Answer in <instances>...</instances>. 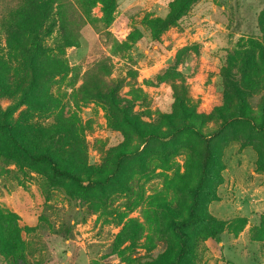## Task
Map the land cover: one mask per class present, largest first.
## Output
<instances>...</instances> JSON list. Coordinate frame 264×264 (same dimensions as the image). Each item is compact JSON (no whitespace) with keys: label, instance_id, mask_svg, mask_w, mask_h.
<instances>
[{"label":"rangeland","instance_id":"obj_1","mask_svg":"<svg viewBox=\"0 0 264 264\" xmlns=\"http://www.w3.org/2000/svg\"><path fill=\"white\" fill-rule=\"evenodd\" d=\"M35 1L0 0V121L22 90L51 96L9 117L34 152L58 150L61 166L91 177L112 171L117 149L121 161L111 185L82 193L0 132V264H163L202 158L201 140L168 120L214 130L236 112L235 85L264 116V0H50L46 36L26 15ZM33 37L46 54L30 91ZM199 214L182 264H264V130L237 121L212 141Z\"/></svg>","mask_w":264,"mask_h":264},{"label":"trees","instance_id":"obj_2","mask_svg":"<svg viewBox=\"0 0 264 264\" xmlns=\"http://www.w3.org/2000/svg\"><path fill=\"white\" fill-rule=\"evenodd\" d=\"M38 9L30 8L27 10L26 15L28 18L32 17V20L38 21L41 26L43 22H47L48 26L44 29L43 35L46 36L50 34L51 26L53 25L50 22V15H55L54 7L50 0H36ZM34 33V32H33ZM37 37L32 38V44L34 46V52L32 55H28V53L24 54V58L27 60V69L30 73V84L28 85L30 91H35L36 89V81L38 79L39 74L42 76V73L36 69V59H42L41 57L46 54L45 50L40 44L41 40H37ZM249 55V53H246ZM27 56V57H26ZM250 56V55H249ZM248 57V56H247ZM246 59V58H245ZM51 60H53L51 58ZM2 62L0 60V66L2 68ZM62 68L63 66L60 63H50L49 69L51 68ZM240 78L247 74L246 68L243 66L241 68ZM1 72V71H0ZM4 74V72H3ZM6 81V85L4 83V76L0 75V90H6V86L9 87V84ZM245 89L248 91L249 89L240 85L237 87L235 85L234 95L237 100L236 112L222 118V122L212 131L203 132L201 129L197 128L194 124L186 123V122H172L168 120V125L172 129L171 134H175L182 131H191L197 138H199L202 142V158L199 165V176L195 183V186L192 189V199L191 203L188 207L187 215L183 218L174 219L169 223V228L177 239L178 248L174 253L173 257L163 264H182L185 259L188 257L190 252V236L188 233V229L192 226H195L200 223L201 216L199 214V208L201 203V195L205 192V185L209 178V167L212 163V141L219 137L223 130L232 123L237 121H241L246 123L251 129L255 131L264 130V116H257V114L248 106L245 98ZM41 98V97H40ZM52 105L54 100L51 96H43V98L38 99L37 97L29 96V91L27 89L22 90V94L20 98L13 104V106L8 107L4 112L1 113L2 120L0 121V132L4 133L9 140L11 147L16 150L19 154L24 156L27 160L35 163H39L44 165L49 171L50 175L54 178L62 179L65 181L71 182L76 188L82 193H87L95 188H103L111 185L118 178V164L121 161V158H118V149L114 152V161H113V169L110 173L104 176H82L75 169L70 168L68 166H61L56 156L61 153L58 150L55 152H51L49 149H44L40 152H34L30 145L25 141L21 135H19L14 129L12 123L9 121V117L14 107L19 106L21 104L27 106H42L46 103ZM264 107V106H262ZM262 113H264V108H262ZM134 128L139 135H144V129H141L136 123L134 124ZM23 136L29 134L25 132ZM161 133H151L147 134L150 138H160ZM69 136H61L59 142L63 144V150L65 152H70L72 150V140ZM35 140V139H34Z\"/></svg>","mask_w":264,"mask_h":264}]
</instances>
